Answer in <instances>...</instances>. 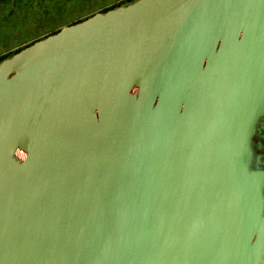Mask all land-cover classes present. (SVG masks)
I'll use <instances>...</instances> for the list:
<instances>
[{"label": "water", "instance_id": "95a60500", "mask_svg": "<svg viewBox=\"0 0 264 264\" xmlns=\"http://www.w3.org/2000/svg\"><path fill=\"white\" fill-rule=\"evenodd\" d=\"M264 0H137L0 63V264H264Z\"/></svg>", "mask_w": 264, "mask_h": 264}, {"label": "rangeland", "instance_id": "374dc122", "mask_svg": "<svg viewBox=\"0 0 264 264\" xmlns=\"http://www.w3.org/2000/svg\"><path fill=\"white\" fill-rule=\"evenodd\" d=\"M134 1L136 0L117 3L116 0L4 1L0 4V63L32 43L78 23L83 19L82 16L98 12L106 4L115 3L110 6L114 7Z\"/></svg>", "mask_w": 264, "mask_h": 264}, {"label": "flooded vegetation", "instance_id": "af4514ba", "mask_svg": "<svg viewBox=\"0 0 264 264\" xmlns=\"http://www.w3.org/2000/svg\"><path fill=\"white\" fill-rule=\"evenodd\" d=\"M4 1H7V0H0V2H4ZM67 1H71V0H67ZM115 6L112 7L111 9L117 8L120 5L116 7ZM107 9L104 11H107ZM256 128H257V132L252 141L253 142L252 149L255 152L254 157H256V161H255L256 164L261 170L264 171V117L260 118Z\"/></svg>", "mask_w": 264, "mask_h": 264}, {"label": "crops", "instance_id": "0c3cea01", "mask_svg": "<svg viewBox=\"0 0 264 264\" xmlns=\"http://www.w3.org/2000/svg\"><path fill=\"white\" fill-rule=\"evenodd\" d=\"M119 1H122V0H116V2L115 3H117V2H119ZM137 1V0H136ZM135 2V1H134ZM3 2H0V4H2ZM115 3H113V4H106V5H104L103 7H101V8H99L97 11L98 12H92V13H88L87 15H84V16H82L81 18H83V19H80L81 21H83V20H85V19H87V18H89V17H91V16H93V15H95V14H97V13H105V12H107V11H109V10H112V9H110V8H112V7H110L111 5L113 6ZM133 3V2H132ZM118 7H120V6H118ZM107 8H109V9H107ZM107 9V11H104V10H106ZM115 9V8H114ZM93 14V15H92ZM81 21H78V22H81ZM35 43V42H34ZM33 44V43H32ZM28 47V46H27ZM26 48V47H25ZM24 49V48H23ZM18 50H20V49H18ZM22 50V49H21ZM19 52V51H18Z\"/></svg>", "mask_w": 264, "mask_h": 264}, {"label": "trees", "instance_id": "16d2710c", "mask_svg": "<svg viewBox=\"0 0 264 264\" xmlns=\"http://www.w3.org/2000/svg\"><path fill=\"white\" fill-rule=\"evenodd\" d=\"M4 59H5V58H4ZM4 59H3V60H4Z\"/></svg>", "mask_w": 264, "mask_h": 264}]
</instances>
